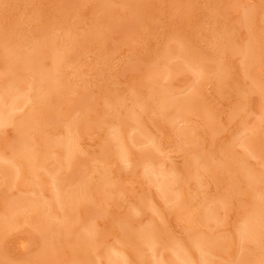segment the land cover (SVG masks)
<instances>
[{
	"label": "bare ground",
	"instance_id": "bare-ground-1",
	"mask_svg": "<svg viewBox=\"0 0 264 264\" xmlns=\"http://www.w3.org/2000/svg\"><path fill=\"white\" fill-rule=\"evenodd\" d=\"M80 2L81 10L84 11L83 15H86V17L91 20L90 22L89 20L87 21L88 24L86 23L82 26L81 22L76 17L78 14L76 15L74 13V17L69 16V19L55 25L50 32L42 37L40 42H34V40H32V42L31 37L30 40L26 37L27 32L25 33L24 31L25 26L22 28L20 24L23 22H19L16 17L20 11L23 12V6L21 5H24V3L22 4L20 0H0V42L3 43L6 48L9 47V49L7 48V52H10V54L7 53L9 60H7L8 62L6 61V63L9 64V71H12L13 74L16 73V70H21L17 73L24 72V74H19V76H24L23 78L20 77V79L15 78L18 74L16 76L12 74L14 76L13 79L9 78L11 80H7L8 83L0 88V127L10 122H16L17 125L16 142L12 146L11 151H8L9 155L0 156V184L7 181H14L24 190V195L17 198L14 197L15 199L10 201L7 208H5L6 210L0 213V240H2L6 231L12 228L13 225L15 226V223H17L21 217L37 225L38 229L39 227L42 228L44 232H46L48 228L52 229L51 226L48 227L47 223L49 222L47 219V206H45V202L42 201L43 199L41 200V197H38L40 191L39 181L44 177L41 172L45 170V173L53 176L51 181L53 201L58 205L62 213L57 228L61 234L70 231L71 220L75 219L73 218L74 214L77 215L76 218L80 215V211L83 210L85 202H90L104 209L106 208V210L108 209L106 211V213H108L107 218L112 216L111 219H114L115 222H112V224L114 223L116 234V242L113 243L111 248H108L110 251V264H146L145 262L148 261L149 263L151 262V264H173L175 259L180 260L181 264H244L246 262L248 264L249 261H252L251 259H253V257L264 261V173L254 172L248 165V161L245 157L235 154L233 148L234 137L231 135L232 133H229V130H233L235 127L242 125V120L247 112V100L244 95L245 92L241 94V91H243L241 89L243 87H241V89H236L235 87L237 85L231 84V78L227 71L228 68L226 66H228L227 64L229 63H227L228 59L226 53L229 47L232 46L230 43L234 41L235 37H233L234 35H232L230 29L232 27L227 23L225 24V20L223 21V17L220 14L219 0H197L194 6H192L194 11L191 13L194 17L201 14L204 19L201 20L200 17V21L204 20V23L211 31L210 41H208L209 45L207 46V44H204L205 51H203L204 49L202 48H200V50L202 49L201 51L204 54L206 52L208 58L211 59L210 61L216 63V68L214 73L209 75V77H205V75L200 76L203 82L200 86H203L206 81L212 84L213 91L212 93L209 92L212 95L202 92L201 88L199 92L193 90L185 96L179 95L178 98H175L169 94L165 87H161V83L157 81L156 75H158V78L160 76L158 73L160 72L156 74L151 72L148 77L145 75V77H143L144 79H141L142 81L139 80L140 82H138L136 86L133 85L130 91L122 98H116L115 96L110 97L109 94L104 95L103 102H101L100 113L113 117L109 130L106 128L108 132L104 130L105 126L103 128L102 123H95L98 115L96 116L92 111H87V109H85L72 116L66 125L65 135L55 139L52 137V131H50L46 122L41 119V113L44 111V108L50 106L54 101L56 102L57 98L64 94V92L67 93L66 89L75 93L74 91L84 89L86 84L96 85L95 87L105 89L104 86L102 87V83L104 82L103 84H105L107 82V79L103 81V77H105L104 69L107 71L106 67L109 65L106 62L108 60L112 61L110 57V59L105 57V59H107L105 62V59L102 58L104 57V53H102V57L99 56V54H94V56L90 54L91 57L84 55L82 57L81 54V58L79 59L80 62L74 65L72 63L71 66H69L67 62H64L65 56L74 49L73 47H75V49L79 48L76 44L79 41H77V39L81 37L80 39L82 40L80 31L84 28L88 30L93 22H98L104 18V16L106 17L111 7V3L109 4L105 0H81ZM148 2L151 1L135 0L131 3L139 6L140 9H144ZM26 4L29 5L27 1ZM20 8L21 10L18 11ZM246 12V21L249 23L250 42H248L247 45L243 44V47L240 45L242 47H240V50L243 52L242 54L250 65H252L256 56H258V54L261 55V52L264 51V13H260L256 8H252L251 10L248 9ZM191 14L189 17H192ZM120 15H122L121 12ZM17 16L19 17V15ZM189 19L191 18H188V20ZM193 19L195 18H192V22L189 20L191 23L187 21L189 24L185 27L181 28L177 26L176 29L173 28L172 30L175 31L171 38L177 41L175 49L176 54L181 55L201 73L200 63L202 64V62L200 61L201 58L206 59V55L201 54V57L197 56L200 60L195 55L198 50L196 51L197 44L195 46L194 43L195 33L193 34L192 32L193 28L195 29V27H193ZM204 23L202 22L203 25ZM82 31L81 33H84ZM143 37L145 41L148 36ZM149 40L150 38L148 37L147 41L149 42ZM197 43H199V41ZM166 51L167 48L163 45L154 53L159 57L162 54L164 55ZM41 53H46L53 59L51 69H43V67H40L41 64H39L40 60L38 56ZM168 53L169 52H167V54ZM86 57H88L87 61L85 60ZM86 66H90L91 69L95 71L93 79L92 76L91 79H89L86 69L84 70ZM248 66L249 65H247V67ZM154 69L152 70L154 71ZM156 69H158V67H156ZM159 70L160 69H158V71ZM160 71L162 72V69ZM161 74L163 76L164 72ZM73 87L74 89H72ZM260 87L264 90V85L261 86V81ZM208 95L210 100L211 98L213 100V97H217L214 98L213 104H211L213 105L212 108L225 107L230 116L225 126V135L226 137L228 136L227 141H215L216 146L214 149L220 155V164L215 166L212 170H209L207 166L206 169V162L200 154L192 161L186 160L187 162L184 165L171 161L169 157L170 160L163 157L149 161L150 163L148 162V164L144 165L146 168V175L152 182L156 183L163 196L169 199L171 198L170 200L174 201V205H171L168 211L160 213L159 217L153 219L151 223L138 230H130V227L124 223L126 217L138 211L143 205L146 206L147 204L150 206L147 198H140L137 201H133L126 195H119L115 198L110 197L104 192L106 191L105 186L115 183L116 171L122 168L123 164L131 165L134 162V154L136 153L134 145L146 142L151 149L163 153L167 151L164 146L166 143L171 144L175 141L184 142L190 136L200 135L199 123L197 122L198 124L193 125V120L187 116L188 114H194L200 118V104L207 102L204 100V97L207 98ZM68 99L72 100L69 97ZM209 107L207 106L206 109V106H204L205 110L202 114L205 119L214 117L213 110L215 109L212 110V108ZM22 108H25L26 111L21 114V116H17L15 112ZM169 109L171 110L170 120L167 122L166 126L162 128L159 126L161 128L159 132H164V134L167 133L168 138H171L165 140L161 138L162 135L157 129L146 124L145 118L147 114H151L154 110L162 113ZM179 117L181 118L180 121L177 120ZM180 122H186L188 126H190L188 123L190 122L193 126L191 129L187 128L188 126L180 129L178 126H175L176 123ZM129 123L133 125V130H136V133H133V131L131 132L132 134L126 133L127 131L124 128ZM251 133H253V135L247 133L244 137L242 136L241 140L250 150L258 148V151H260L257 146V143L260 142L259 140L257 142V135L260 133L257 134V132V135L254 134L255 132ZM186 143L185 141L184 145ZM181 145L183 146V144ZM177 149H179V147H177ZM78 150L89 153L97 150L100 151L98 153L99 162L93 168L92 175L78 180L74 186L69 183L71 186L67 184V187H65L61 182L63 173L60 172L55 165H60L62 167L64 164L71 163L75 157L74 154H76ZM255 152H257V150ZM51 166H55L54 168L58 171L55 172L52 170ZM209 177V180L213 178L223 185L222 191L214 188L211 193L209 189L212 188L210 186L212 180L209 182L207 179ZM258 183H262V185L259 184L260 188L257 189L259 186ZM174 184H179V188L173 189ZM205 191L210 195L214 194L213 197H215V199L210 197L206 201V197L210 195L206 196L205 194L208 193ZM201 192H203V194ZM235 192L244 194V202L246 201L245 208L243 206L244 210H240V213L243 215V224H241L238 231L235 232V235H238V243L240 244L238 259L235 261L233 258L230 259L231 256H227L226 241H230L234 237V234L232 235L234 230L231 231L232 225L230 226L226 220L218 219L213 234L209 235L207 232L202 234L200 230L198 232L203 235L200 239V234L196 233L194 240H196L197 236H199V239L194 245H196L199 251L204 250L206 251L205 253H211L213 256L219 258L214 259L212 256L208 257L205 254L196 260L192 257L193 253H189L190 248L188 249V246L190 245L191 247L192 244L187 246L185 242H179L183 239L181 237L182 235L180 234V236L176 231H173L171 219L174 212L183 210L184 215L182 216L183 218L181 217L184 224L183 228L185 227L184 229L189 231L192 229L191 225H193L194 228L197 226L201 227L199 224L200 221L204 222L203 218L206 216L208 218V216H210V210L214 209V205L220 200L226 207L227 213H229V216L226 218L230 219L233 217H231V214L235 215L238 213L231 199V195H234ZM34 195H37L38 198H35ZM203 204H205L204 209L202 208ZM206 204L209 205L207 206ZM212 206L213 208H211ZM184 209H186V212ZM200 209L203 212H201ZM103 214H105V211ZM107 218L104 217L101 221L105 223ZM229 219H227V221L231 224V220ZM101 221H99L98 224L95 221L96 224H94V222L87 224L88 227L84 226V228H86L82 230L83 233L77 232L78 236L75 237V239L76 241L78 240L77 245L79 248L75 249L76 256L75 259H73L74 262H71L72 264H99V260L95 258L98 256L96 254V249L94 250L93 246H91L90 240L96 241L97 233L95 232L97 228H100L97 227V225H100L99 223H101ZM196 223L198 224L196 225ZM94 234L96 236H94ZM63 235L66 236L65 234ZM207 235L209 237L211 236V238H206ZM44 237L46 236L44 235ZM50 237L48 235L47 238L50 239ZM158 239L162 242L164 240H171L172 242L170 241L171 243L168 242V244H166L167 249L165 253L162 252L164 254H160V257L157 255L155 258L152 252L151 256L154 258L149 259L151 253L143 251V248L145 249L147 246L156 245L157 243L153 244V240ZM202 239L207 240V242H200ZM209 240L218 241L212 245L209 243ZM247 240H252V242H248ZM204 243L205 245L207 244V247L203 246ZM209 244L211 246H209ZM192 250L193 247H191L190 251ZM150 251H152V249ZM105 252H107V250ZM146 252H148V254ZM146 255L148 256L146 257ZM53 259L50 260L48 250H45L41 255H38V257L34 259L32 258V260H29L25 264H52L53 262L51 261H53ZM260 263H262V261Z\"/></svg>",
	"mask_w": 264,
	"mask_h": 264
},
{
	"label": "rangeland",
	"instance_id": "rangeland-1",
	"mask_svg": "<svg viewBox=\"0 0 264 264\" xmlns=\"http://www.w3.org/2000/svg\"><path fill=\"white\" fill-rule=\"evenodd\" d=\"M26 1L29 3V5L26 4ZM80 1L81 0H20V2L22 4L24 3L25 6L21 5L23 6V12L20 11L21 8L18 9L20 13L17 11L19 13L17 15H19L20 18L17 15L16 17L19 22H23L20 24L22 28L25 26L24 31L25 33L27 32L26 37L29 38V40L32 38L31 41L34 40V42H40L42 40V37H44L46 33L50 32L55 25L65 21L66 19H69V16L74 17V13L76 15L78 14L76 17L79 19L82 26H84L88 20L89 22L91 21L89 18L86 17V15H83L84 11L81 10ZM105 1H107V3L109 4L111 3V12L109 10L106 14V17L104 16V18H102L98 22H93V24L90 25L91 27L88 30L82 27L84 28L82 29L83 31L81 29L80 30L84 33H81V31L79 30L81 34L80 36H82V40L80 39L81 37L77 39V36L76 38L77 41L79 40L76 44L79 48L75 49V47H73V52L72 50L71 52H68L64 59V62H67L69 66H71L72 63L74 65L80 62L79 59L81 58V54L82 57L84 55L91 57V55L94 56V54H99V56L102 57V53H104V57L102 58H111L112 61L108 60L107 62V59H105V62L109 65H106L107 71L104 69L105 77H103V81H106L107 79V82L105 84H103L104 82H101L102 87L104 86L105 89L101 87H95L96 85L90 84H86V86L82 90L74 91L75 93L71 91L72 94L66 89L67 93L69 94L64 92V94L57 98L56 102L54 101L55 103L53 102L54 104L52 103L50 106L44 108V111L41 113V119L46 122L50 131H52V137L55 139L63 137L65 135L64 133L66 125L70 118L85 109H87V111H92L93 113H95L96 116L98 115V117L96 118L97 121H95L96 124L98 122L99 124L102 123L103 126L102 124L101 126L103 128L105 126L104 130H106V128H108L109 130L113 117L107 114L100 113L102 104L101 102H103L102 100L104 99V95L109 94L110 97L115 96L116 98H122L130 91L133 85L136 86V84L140 82L139 80H143V77H145V75L146 77H148L149 73L151 72L155 74L157 72H160L158 73L160 75L158 78V75H156L157 81L161 83V87H165L169 94L175 98H178L179 95L185 96L187 95V93L193 90L199 92V89L201 88V91L206 92L207 94H211L213 91L212 84L208 83L207 81L204 82L205 84H203V86H200V84L203 83L200 76L205 75V77H209V75H212L215 71L216 63L214 61H210L211 59L208 58L206 52L204 54L201 51L202 49H204L203 51H205L206 44L207 46L209 45L208 41H210L209 39L211 31L209 27L204 23V20L200 21V17L201 20L204 19L201 14L196 17L192 16L191 14L194 11V8L192 6H194L197 0H150L151 2H148L146 8L144 9H140L139 6H136L131 3L135 0ZM219 2L220 14L223 17V21L225 20V24L227 23L232 27L229 28L232 31V35H234L233 37H235V39L233 38V42L230 41L232 42L230 43L232 46L229 47V50L226 53L228 59L227 63H229L227 64L228 66H226L228 68L227 71L231 78V84L237 85L236 87L234 86L236 89H241V87H243L241 89L243 90L241 91V94L242 92H245L244 95L247 100V112L242 120V125L235 127L233 130H229V133H232L231 135L234 137L233 148L235 154L241 157H245L248 161V165L251 167L252 170H254V172L256 171L257 173H264V90L262 87H260V81L261 86L264 85V51L261 52V55L258 54V56H256L257 59L255 58L254 63L250 65V63L242 54L243 52L240 50V45H242L243 47V44L247 45V43L250 42V31L248 25L249 23L246 21V11L248 9L251 10L252 8H256L259 10L260 13H264V0H219ZM120 12L122 15H120ZM190 14L192 17H189ZM188 18H191L189 19L191 22L192 18H195L193 19V27H195V29L193 28L192 30L193 34L195 33L194 43L195 46L197 44L196 51L198 50L197 54L195 55L196 57H201V54L206 55V59L201 58L200 61L203 64L202 65L200 63L201 73L199 70H197L195 66L189 64L181 55L176 54L175 49L177 46V41L171 38V36H173V32L175 31L172 30L173 28L176 29L177 26L182 28L185 27L187 24L191 23L189 22ZM187 21L189 23H187ZM202 22L204 23V25L202 24ZM143 36H148L150 38L149 42L147 41L148 37L146 38L145 42ZM162 37H164L165 39ZM198 41L199 43H197ZM163 45L167 48V51L164 53V55H160L159 58L158 55L154 52H157V49L162 47ZM7 48L9 49V47ZM7 48L3 43L0 42V88H2V86L8 83L7 80H11L9 78L13 79V77L17 74L18 76L15 77L16 79L24 77L19 76V74H24V72L17 73L21 70H16L15 74H13L12 71H9V64L6 63V61L9 60L8 54H10V52H7ZM200 48L202 49L200 50ZM167 52L169 53L167 54ZM38 58L40 60L39 64H41L40 67H43V69H51L53 64V59L51 58V56L49 57L48 54L41 53ZM87 58L88 57H86L85 59L86 61ZM247 65L249 66L247 67ZM156 67H158V69L160 70L162 69V72H164L163 76L161 74L162 72L160 70L158 71ZM85 69L89 76V79H91V76L93 79L95 71L92 70L90 66H86L84 70ZM152 69H154V71ZM72 89H74V87ZM68 97L72 100H69ZM59 98L62 100H60ZM214 98L217 97H213V100ZM204 100L207 102H204V104H200V118L195 116L194 114V116L192 114H188L187 116L191 120H193V125L199 123L198 126H200V135L190 136L188 139L185 140L187 142L185 145V141L174 142L173 140L174 143H166L164 146L165 150L167 151H164L163 153L158 150L151 149L149 147V144L146 142L134 145V149L136 151V153L134 154V162L131 165L123 164L122 168H119L116 171L115 183L113 185L108 184L107 186H105L106 191L104 192L110 197L115 198L119 195H126L130 197L133 201H137L140 198H147V201L149 202L151 207L147 204L146 206L143 205L138 211H135L132 215L126 217L124 223H126V225L130 227V230H138L143 226L151 223L153 219H157V217H159L160 213L168 211L170 206L174 205V201H171V198L169 199L163 196V194L159 191L156 183L152 182L146 175V168L144 167V165L148 164L149 161L156 160L157 158L169 157L171 161H174L180 165H184L187 162L186 160L192 161L198 154H200V156L204 158L206 162L205 167L207 166L209 170L214 169L215 166H218L220 164V155L214 149V147L216 146L215 141H227L228 136L226 137L225 135V126L227 125L226 122L228 123L230 116L228 110L225 107L212 108L213 105L211 104H213V100L212 98L210 100L209 95L207 98L204 97ZM202 105L206 106V109L207 106H210L212 110L215 109L213 110L214 117H210L211 119H209V117L205 119L202 114L205 108ZM25 111L26 109L22 108L15 113L17 116H21V114H23ZM170 117V109L162 113L157 110H154L151 114H147L145 122L148 126L150 125V127L157 129L159 132L162 127L167 125V122L170 120ZM177 120L180 121L181 118L179 117V119ZM188 123L190 126H188L186 122L176 123L175 126H178V128L180 129L188 126L187 128L191 129L193 125L190 122ZM159 126H161V128ZM124 129L127 131H125L126 133L132 134V131L133 133H136V130H133V125L131 123L127 124ZM108 130L106 131L108 132ZM251 132H255L254 134H256L257 132V134L260 133L259 135L256 134L258 137L257 142L258 140L260 141L257 143V146L259 147L260 151H258V148H254L255 150H250L241 140L242 136L244 137L247 133L253 135V133ZM159 133L162 135L161 138L165 140L171 139L170 137L168 138L167 133ZM16 137V122H10L0 127V156H6V154L9 155L12 146L16 142ZM181 144H183L184 147ZM177 147H179V149H177ZM256 150L257 152H255ZM99 152L100 151L97 150L89 153L78 150V152L74 154L75 157L74 159L72 158L73 161L71 163L64 164L62 167L60 165H55L57 166L58 170L63 173V178L61 179L62 185H64L65 187H67V184L68 186H74L76 185L75 183H77L78 180L82 178H87L89 177V175H92L93 168L99 162ZM55 166L51 167L52 170L56 172L58 170L54 168ZM41 173H43L42 175L44 177H42V179L40 178L41 180L39 181V189L41 192L39 191L38 197H41L40 199H43L42 201H44L45 206H47V219L49 221L47 223L48 227L51 226L52 229L48 228L46 234V232H44L42 228L39 227L38 229L37 225L33 224L31 221L26 220V218H19L17 223H15V226L13 225V227L10 228L11 230L9 229L8 231H6V234L4 235V237L2 236L3 238L2 240H0V264H25L29 260H32V258L34 259L35 257H38V255H41V253L45 250H48L50 260L53 258L56 260L55 261L53 259V261H51L53 262L52 264H72L71 262L73 261V259H75L76 256L75 249L79 248V246L77 245L78 240L76 241L75 239V237L78 236V233H83L82 230H85V228L88 227L87 224L93 223L94 221L98 224V222L103 220L104 217L107 218L108 213H106V211L108 209L106 210V208L104 209L90 202H85L83 205V210L81 209V213L79 212L80 215L76 218L77 215L74 214L73 218L75 219L71 220L72 222L71 227L69 229L70 231H68V233H63L66 236L61 234L57 228L59 226L62 213L59 210L58 205L55 204V202L53 201V189L51 187V181L53 179V176L48 173H45V170H43ZM207 179L209 180L210 177ZM211 180L212 182L210 186L212 188L209 189L211 190V193L213 192L212 189L214 188L218 189L219 191H222L223 185L213 178ZM211 180H209V182ZM259 184L262 185V183H258V185ZM178 185L174 184L173 189H178ZM260 185L257 187V189L260 188ZM19 186L20 185L16 184L14 181H7L5 183L0 184V213L6 210L5 208H7L12 199L24 195L23 188ZM201 193L203 194V192ZM205 195L209 196L210 194L208 193ZM211 195L209 197L205 196L206 201L210 197L214 196V194L212 196ZM34 197L38 198L37 195H34ZM244 197V194H239L238 192H235L234 195H231L232 202L236 207L235 210L236 212L238 211V213L235 212V215L231 214V217L233 216L232 218H226L229 216V213H227L228 211L226 210V207L219 200L216 202V205H214V209L210 210V216H208V218L207 216L203 218L205 223L200 221L199 224L201 227L197 226L195 228L193 227V225H191L192 229H190L189 231L184 229L185 227L183 228L184 224L181 219V217L184 215L183 210L174 212V215L171 219L173 226L172 228L174 229L173 231H176L179 235H182L180 236L183 239L179 242L183 241L187 246L189 244L193 245H191V247H193L192 251H190V245L188 246V249L190 248L189 253H193V258L197 260L205 254L208 257L212 256V258L214 259L219 258L213 256L211 253H205L206 251L204 250L199 251L196 245H194V243L198 241L199 236L200 239L202 238L201 236L203 235H201L200 233L204 234V232H207L209 235L213 234L216 229V221L218 219H223L226 220V222L230 226L232 225L231 231L234 230L232 232V235L234 234V237L230 241H226V244L228 245H226L228 253L227 256H231L230 259L233 258L235 261L238 259V256L240 254V244L238 243V235H235V232L238 231L239 226L243 224V215L242 213H240V210H244L246 205V201L244 202ZM213 198L215 199V197ZM204 205L205 204L202 205L203 209L205 208ZM211 208H213V206ZM104 211L105 214H103ZM184 211L186 212V209H184ZM201 212L203 211L201 210ZM111 218L112 216L108 217L107 220L105 219V223L101 221V223H99L100 225H97V227L100 228H97L95 232L97 233V236L94 234V236H96V241L90 240L91 246H93L94 250L96 249V254L98 256H96L95 258L96 260H99V264L109 263L110 251L108 250V248H111L113 246V243L116 242V234L114 229L115 227L113 225L114 223L112 224V222L115 221ZM227 219L231 220V224L229 221H227ZM95 222L94 224H96ZM197 224L198 223H196V225ZM84 226L86 227L84 228ZM198 231H200V233ZM196 233L200 235L196 237V240H194ZM44 235L46 237H44ZM48 235L49 237L51 236L50 239L47 238ZM206 238L210 239L211 236L209 237L207 235ZM203 239L200 240V242L204 241L206 243L207 240ZM158 241L160 240H153V244H157L150 246L151 248L148 246L145 249L143 248V251H148L149 253H151L149 255V259L154 258L151 256L152 252L153 255H155V258L157 255H159L158 257H160V254H164L165 250L167 249L166 244H168V242H172L171 240H164L163 242ZM209 241V243L213 245L218 240ZM247 241L252 242V240ZM205 243L203 246L207 247V244L205 245ZM209 246L211 245L209 244ZM97 248L99 249V252ZM151 249L152 251H150ZM106 250L107 252L109 251L107 255V252H105ZM148 252L146 253L148 254ZM147 256L148 255H146V257ZM251 260L254 261H249L248 264H264L263 260L255 259L254 257ZM261 261L262 263H260ZM145 263L147 264L149 263V261ZM149 264H151V262ZM173 264H181V262L180 260L175 259ZM244 264H247V262Z\"/></svg>",
	"mask_w": 264,
	"mask_h": 264
}]
</instances>
